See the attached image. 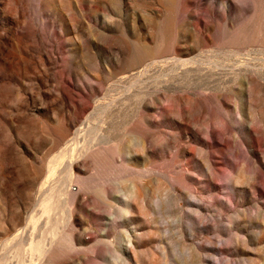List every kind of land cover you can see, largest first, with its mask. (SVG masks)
<instances>
[{"label": "rangeland", "instance_id": "1", "mask_svg": "<svg viewBox=\"0 0 264 264\" xmlns=\"http://www.w3.org/2000/svg\"><path fill=\"white\" fill-rule=\"evenodd\" d=\"M0 264H264V0H0Z\"/></svg>", "mask_w": 264, "mask_h": 264}]
</instances>
